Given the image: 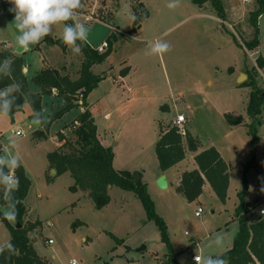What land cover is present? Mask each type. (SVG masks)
Masks as SVG:
<instances>
[{
	"label": "rangeland",
	"instance_id": "374dc122",
	"mask_svg": "<svg viewBox=\"0 0 264 264\" xmlns=\"http://www.w3.org/2000/svg\"><path fill=\"white\" fill-rule=\"evenodd\" d=\"M220 1L225 11L222 21L213 0H202V5L193 0H82L83 6L76 10L74 22L89 28L87 41L92 47L97 48L110 38L116 48L110 61L106 59L92 67L93 73L106 76L101 88L112 85L111 74L119 72L120 67H132L130 80H134V95H138L133 104L142 106L141 111L137 109L140 117L117 119L118 112L112 108L114 118L108 122L98 113L103 106L95 104L91 111L97 115L94 118L101 140L113 151L114 142L121 143L116 148V166L137 173L136 178L140 177L146 185L157 214L166 224L170 245L164 241L157 223L148 218L134 192L111 187L110 205L98 209L87 192L70 190L74 179L69 172L57 176L52 172L48 154L62 146L58 135L61 131L67 139L72 137V128L66 126L80 114L81 107L53 121L54 115L66 105L54 91L53 95L43 97L42 119L36 117L30 104L13 118L0 115V158L8 167H12L10 161L15 158L27 168L32 186L24 200L27 207L24 224L35 225L29 232L30 240L47 264H50L47 257L53 264H72L73 260L77 264H166L170 252L182 264H195L196 254L203 259L212 258L232 247L239 230L235 204L240 202L238 194L244 186V168L252 159L254 147L250 134L252 119L247 112L252 89L238 86L235 74L229 70L233 66L237 70L244 68L246 73L247 69L252 72L257 68L258 85L264 89V67L260 69L256 62L259 56L264 58V13L258 21L259 48L248 50L244 42L253 38L250 17L258 3ZM141 2L147 8V15H143ZM168 3L177 6L169 8ZM9 7V3L0 0V50L8 48L20 54L24 51H17L15 38L19 33ZM63 26L53 25L48 36L62 37ZM227 32L242 46L229 39ZM156 39L167 42L170 50L163 55L152 54L150 43ZM41 45L40 53L28 52L24 56L29 63L28 72L24 70L29 80L42 66L58 69L72 79L80 77L82 52L74 54L68 46L63 49L59 45ZM127 59L128 63L123 64ZM246 74L243 81L248 80ZM144 89L146 93L142 92ZM31 90L40 91L34 85ZM100 92L95 91L91 100L95 101ZM179 112L185 114L186 132L198 140L202 151L216 147L229 165L226 204L215 195L210 184L194 202H189L174 185L159 187L156 177L162 169L156 145L161 126L170 127ZM226 114L242 115L244 122L231 126ZM259 118L262 125L256 124L259 141L255 147L259 167L247 173L246 198L258 201L247 215L251 222L257 220L259 206L264 202V197L258 196L264 178L261 167L264 111ZM19 129L25 135H18ZM36 131L44 132L45 137ZM137 135L142 137L135 139L133 136ZM195 168L197 163L193 158H187L178 167L180 171ZM14 172L15 169H10V174L15 175ZM199 207L203 211L197 216ZM8 209L9 206H0L2 212ZM218 235L223 238L222 244L216 243ZM10 238L11 233L0 217V246ZM50 239L53 243L48 242ZM195 241L199 246H195Z\"/></svg>",
	"mask_w": 264,
	"mask_h": 264
},
{
	"label": "trees",
	"instance_id": "16d2710c",
	"mask_svg": "<svg viewBox=\"0 0 264 264\" xmlns=\"http://www.w3.org/2000/svg\"><path fill=\"white\" fill-rule=\"evenodd\" d=\"M193 1L202 5V0ZM213 1L219 12V17L223 18L225 11L221 1ZM256 2L258 8L251 12L250 17L254 28L253 38L244 42L248 50L258 48L260 45L258 21L264 13V0H256ZM141 4L143 15H147L144 3L141 2ZM76 13L78 14L77 11ZM66 23L72 24L74 22L70 20ZM232 37L237 45L242 46L235 36L232 35ZM108 42V50L99 53L86 40L77 41L84 55L81 74L77 79H72L67 74H61L58 69L43 67L29 80L24 72L25 58L23 54L14 53L8 48L0 50V90H4L9 86H17L6 98L8 100L14 98V100L10 112L5 115L13 118L16 113L24 110L26 104H30L36 117L42 119L43 97L53 95L54 91H57V95L65 100L66 105L54 115L53 121L63 117L78 106L85 108L73 120L71 125L66 126L72 128L71 132L74 139L72 137L67 139L64 136V131L58 134L59 140L63 144L48 154L50 168L56 170V176L69 172L74 179V184L70 187V190L87 192L98 209H103L110 203L109 190L111 187L117 186L123 190L134 192L142 201L148 218L157 223L162 231L164 241L170 245L166 224L157 214L146 185L142 183L141 179L136 180L137 173L115 169L113 165L115 156L113 148L102 144L95 118L88 109L87 98L103 79L102 75L93 73L92 67L105 61L112 53L113 40L108 38ZM43 43L47 46L59 45L63 49L67 47L62 38L48 36L37 43L33 49L37 50ZM256 62L259 68L264 67L262 56H259ZM247 73L249 74L248 80L242 85L249 86L252 89L247 112L252 119L250 134L253 136L251 141L254 150L251 161L244 168V186L238 194L240 202L235 210V219L239 223V231L234 237L231 248L219 256L212 257L213 259L226 260L228 264H264V216H258L256 221H249L247 215L254 209L258 201H248L246 199L248 192L247 173L257 167L255 147L259 138L256 124L262 123L259 116L264 111V89L258 85L257 68H253L252 72L247 69ZM31 85L38 87L40 91H32ZM226 119L230 125H238L244 122L242 115L226 114ZM36 133L45 137L42 131H36ZM199 146L198 140L189 131L183 136L176 126L170 125L167 128L161 126L160 137L156 145V153L161 169L166 171L180 163L185 159L187 150L197 152ZM195 161L198 168L183 173L177 191L184 195L189 202H194L201 196L204 185L208 181L216 196L225 203L228 198L230 176L228 164L220 152L212 146L198 152L195 155ZM2 167L6 174H10V168L6 163H3ZM14 173L19 179V187L11 192L9 198H6L5 187L0 184V205H7L10 209L15 205L18 211L16 223L12 224L5 219L1 210L0 217L11 233L8 242L14 245L15 250L5 248L4 252L0 254V264H47L30 240L29 232L35 225L29 224L26 226L24 224L27 214L24 200L29 194L32 181L23 165L15 168ZM49 180H51V177H49ZM18 223L21 224L20 228H17ZM166 264L182 263L175 258V253L170 252Z\"/></svg>",
	"mask_w": 264,
	"mask_h": 264
},
{
	"label": "clouds",
	"instance_id": "9594fccd",
	"mask_svg": "<svg viewBox=\"0 0 264 264\" xmlns=\"http://www.w3.org/2000/svg\"><path fill=\"white\" fill-rule=\"evenodd\" d=\"M7 2L11 5L8 11L14 13L15 27L19 33L15 38L17 51H25L30 45L39 43L51 33L53 25L63 24V43L74 54L81 53L82 49L77 41L87 40L89 33V28L84 23L74 22L76 10L83 6L81 0H7ZM176 6V3H168L167 5L169 8H175ZM70 20L74 23H66ZM170 48L171 46L167 42H162L160 39L150 43V51L155 55H163ZM14 87L17 86H9L4 90H0V115L10 112L14 98L13 100L6 98ZM3 163V159L0 158V184L4 185L6 198H9L11 192L18 189L19 179L15 175L6 174L3 171ZM10 165L14 168L20 166L15 158L10 161ZM2 214L5 219L14 223L18 211L13 205L11 209L4 210ZM216 243L222 244L223 238L218 235ZM5 248L15 250L14 245L8 242L6 245L0 246V254L4 252ZM194 260L195 264H228L226 260L211 257L202 259L200 256H195Z\"/></svg>",
	"mask_w": 264,
	"mask_h": 264
},
{
	"label": "crops",
	"instance_id": "0c3cea01",
	"mask_svg": "<svg viewBox=\"0 0 264 264\" xmlns=\"http://www.w3.org/2000/svg\"><path fill=\"white\" fill-rule=\"evenodd\" d=\"M145 5V4H144ZM146 7V6H145ZM147 9V8H146ZM220 20L222 21V19L220 18ZM227 37L229 38V39H233V37H232V35L231 34H229L228 32H227ZM48 37V36H47ZM50 37H53V36H50ZM53 38H59V37H53ZM60 38H62V37H60ZM87 41V40H86ZM88 42V41H87ZM89 43V42H88ZM6 44V43H5ZM11 46V45H10ZM238 46V45H237ZM9 47V46H8ZM12 47V46H11ZM11 47H9V48H11ZM35 47V45H33V46H30L27 50H25L24 52H22V53H20V54H23V56H25L28 52H38V53H40L41 51H40V49H41V47H42V45H40L39 46V48L37 49V50H34V51H31V50H33V48ZM51 47H53V46H51ZM94 48V47H93ZM259 48V47H258ZM115 50H116V48H115ZM115 50H114V47H113V52L107 57V60L106 61H110V59H112V56L115 54ZM128 63V59L127 60H125L124 62H123V64H127ZM29 65V63L27 62V60L25 61V68H24V70H25V72L27 71L28 72V67L27 66ZM127 66V65H126ZM42 67H44V66H42ZM42 67L40 68V69H42ZM40 69H38L37 71H35V73L36 72H38ZM261 69V68H260ZM126 71V72H125ZM233 75L235 74V76H236V79H237V83H238V86H244V85H242V83H244L246 80H244L243 81V77H247V72L245 73V69L244 68H241V69H238L237 70V68H235V67H233V66H231L230 67V70H229ZM26 72V73H27ZM123 72H125L124 74H123ZM131 72H132V67H123V68H119V72H117L116 74H111V77H112V85H110V86H104L105 88H101L102 87V85L104 84V81H105V77L106 76H104V75H102V74H99V75H102L103 76V79L99 82V84L97 85V87L89 94V96H88V98H87V102H88V109L91 111V109L93 108V106L96 104V106L97 107H100V105L101 106H103V108L101 109V110H99L98 111V113L99 114H103V118H104V120H106V121H108V122H110L113 118H114V114H113V109L112 108H114L115 109V111H117L118 112V114H117V116H116V118L117 119H121L122 117H123V120H137L139 117H140V115L138 114V112H137V109L138 110H140L141 111V108H142V106L140 105H138V104H133V102L134 101H136L137 99H138V95H134V86L136 85L135 83H134V80H130V77H131ZM34 73V74H35ZM33 76V75H32ZM130 81H129V80ZM37 88V87H36ZM97 90H99V91H101L100 93H99V97L95 100V101H93V100H91L92 98V96H93V94L95 93V91H97ZM142 92H144V93H146V90L144 89ZM124 93H127L125 96H124ZM129 96V97H128ZM111 103H113L112 105H111ZM127 105H130V108L128 109L127 108ZM78 107H81V106H78ZM77 108V107H76ZM84 109L85 108H83V107H81V112L80 113H82L83 111H84ZM91 113H92V115L96 118L97 117V115H95L92 111H91ZM144 113L146 114V110L144 111ZM179 113H183V112H179ZM179 113H177L176 114V116L179 114ZM80 115V114H79ZM78 115V116H79ZM77 116V117H78ZM175 116V117H176ZM76 117V118H77ZM175 117H174V119H175ZM95 121H97L96 119H95ZM187 122V121H186ZM262 125V124H261ZM231 126H234V125H231ZM133 137H135V139H138V138H141L142 137V135H137V136H133ZM99 138H100V136H99ZM100 140H101V138H100ZM101 142H102V144L103 145H105V146H108V145H106V143H105V140H101ZM120 142H114V146H116V147H114L115 149H114V151H115V156H114V161H113V165L115 166V169H117V170H121V168H119V167H117L116 166V164L115 163H117V150H116V148L118 147V146H120ZM216 148V147H215ZM217 149V148H216ZM219 152H220V154H221V156L223 157V155H222V153H221V151L219 150V149H217ZM200 151H202V147H200L199 146V149H198V151L197 152H195V151H191V150H187V153H186V157H185V159L183 160V161H181L180 163H178V164H176L175 166H173V167H171L170 169H168V170H166V171H163V170H161V173L156 177V179H158L160 176H162L163 174L164 175H166V178H167V181H168V187L169 186H171V185H174V186H176V188L179 186V184H180V181H181V178H182V175H183V173L184 172H186L187 170H179L178 169V167H180V165L188 158V159H194L195 160V155L198 153V152H200ZM190 157V158H189ZM257 158V157H256ZM223 159H224V157H223ZM225 160V159H224ZM227 163V162H226ZM264 165V163L262 164V166L261 167H264L263 166ZM228 167H229V165H228ZM258 167H259V161H258V159H257V167H255V168H253V169H251L249 172H248V174L249 173H251L252 171H254V170H258ZM9 168L11 169V170H14L15 168L14 167H10L9 166ZM25 168V170H26V173H27V168L26 167H24ZM197 168H198V165H197ZM197 168H195V169H197ZM174 169H176L175 171H174ZM178 169V170H177ZM194 170V169H193ZM189 171H191V170H189ZM28 174V173H27ZM229 176H230V172H229ZM261 182V194H259L258 196H262V197H264V178H263V180H261L260 181ZM208 184H210L208 181H206V183H205V185H204V188H203V192H204V190L206 189V187H207V185ZM32 186V185H31ZM211 186V185H210ZM229 186H230V184H229ZM167 187V188H168ZM212 188V187H211ZM112 189V188H111ZM110 189V190H111ZM110 190H109V194H110ZM213 190V189H212ZM80 191H82V190H78L77 192H80ZM127 191V190H126ZM228 191H229V189H228ZM214 192V191H213ZM84 193V192H83ZM203 194V193H202ZM202 194H201V196H202ZM87 195V194H86ZM216 195V194H215ZM110 196H111V194H110ZM228 197H229V195H228ZM200 198V197H199ZM198 198V199H199ZM247 199V198H246ZM248 200V199H247ZM111 201H112V198H111ZM111 201H110V203H111ZM248 201H252V200H248ZM228 202V198H227V201L225 202V204ZM110 203L107 205V206H105L104 208H106V207H108L109 205H110ZM239 205V203H236L235 204V210H236V207ZM0 206H3V205H0ZM7 206V205H6ZM177 231V230H176ZM239 231V230H238ZM195 243V246H199V242H197V241H195L194 242ZM194 246V247H195ZM53 257H55V255H53ZM213 257V256H212ZM47 260H49V262H50V264H53L52 263V261L47 257Z\"/></svg>",
	"mask_w": 264,
	"mask_h": 264
},
{
	"label": "built area",
	"instance_id": "2783aa9c",
	"mask_svg": "<svg viewBox=\"0 0 264 264\" xmlns=\"http://www.w3.org/2000/svg\"><path fill=\"white\" fill-rule=\"evenodd\" d=\"M243 1H248V0H243ZM3 3H8L7 0H2ZM109 48V42L107 40L103 41L96 49L99 53H104L108 50ZM187 119L184 113H179L175 119L172 121V125L176 126L179 130V132L185 136L186 134V129L184 127L185 123H186ZM18 135H25L24 131L19 129L17 131ZM10 175H14V174H10ZM260 210H259V216H264V202H262L259 206ZM203 211L202 207H199L198 210L196 211V215L200 216V213ZM49 243H53V239H50L48 241ZM195 256H200L202 258V256L200 254H196ZM194 256V257H195ZM203 259V258H202ZM195 261V260H194ZM72 264H77V262L75 260L72 261Z\"/></svg>",
	"mask_w": 264,
	"mask_h": 264
},
{
	"label": "water",
	"instance_id": "95a60500",
	"mask_svg": "<svg viewBox=\"0 0 264 264\" xmlns=\"http://www.w3.org/2000/svg\"><path fill=\"white\" fill-rule=\"evenodd\" d=\"M52 172L55 174L56 173V170L55 169H52ZM140 177L136 178L137 180H139ZM158 185L160 188H167L168 187V181H167V178H166V175H162L158 178V181H157ZM21 227V224L18 223L17 224V228H20Z\"/></svg>",
	"mask_w": 264,
	"mask_h": 264
}]
</instances>
